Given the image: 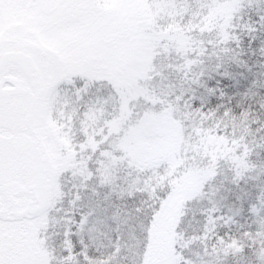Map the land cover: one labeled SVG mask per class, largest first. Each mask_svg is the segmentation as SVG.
<instances>
[{"label":"snow or ice","instance_id":"1","mask_svg":"<svg viewBox=\"0 0 264 264\" xmlns=\"http://www.w3.org/2000/svg\"><path fill=\"white\" fill-rule=\"evenodd\" d=\"M0 264H264V0H0Z\"/></svg>","mask_w":264,"mask_h":264}]
</instances>
